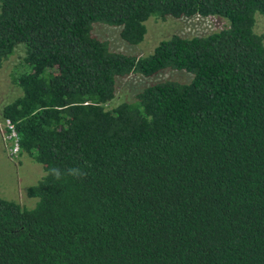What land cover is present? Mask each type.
<instances>
[{
    "label": "trees",
    "instance_id": "1",
    "mask_svg": "<svg viewBox=\"0 0 264 264\" xmlns=\"http://www.w3.org/2000/svg\"><path fill=\"white\" fill-rule=\"evenodd\" d=\"M212 16L228 27L144 57L92 33L120 27L139 45L150 19ZM258 16L264 0H0V67L26 54L11 74L21 95L0 116L45 172L27 190L34 207L0 197V264H264ZM167 69L193 80L107 107L118 78Z\"/></svg>",
    "mask_w": 264,
    "mask_h": 264
},
{
    "label": "rangeland",
    "instance_id": "2",
    "mask_svg": "<svg viewBox=\"0 0 264 264\" xmlns=\"http://www.w3.org/2000/svg\"><path fill=\"white\" fill-rule=\"evenodd\" d=\"M229 22L219 16L192 17L165 21L150 19L147 21V34L139 45H131L121 37V28L103 23L93 25V35L107 42L114 52L128 56L144 57L150 55L157 45L174 35L192 38L219 32L227 28ZM255 31L264 37V17L258 16ZM26 57L25 48L20 46L16 53L0 67V110L21 95V90L11 80V74ZM193 75L186 71L164 70L152 77L131 74L117 79L116 96L107 107L115 108L122 103H132L136 96L148 87L174 81L188 84ZM14 140H10L4 122L0 116V197L15 201L23 206L34 207L37 200L28 196L27 190L36 185L45 175L44 168L28 155L14 154Z\"/></svg>",
    "mask_w": 264,
    "mask_h": 264
},
{
    "label": "built area",
    "instance_id": "3",
    "mask_svg": "<svg viewBox=\"0 0 264 264\" xmlns=\"http://www.w3.org/2000/svg\"><path fill=\"white\" fill-rule=\"evenodd\" d=\"M4 125H5V128L8 132V134H9L10 140H14L12 152L14 154H18L19 153V144H18V137L16 134L15 127L10 121L5 122Z\"/></svg>",
    "mask_w": 264,
    "mask_h": 264
},
{
    "label": "clouds",
    "instance_id": "4",
    "mask_svg": "<svg viewBox=\"0 0 264 264\" xmlns=\"http://www.w3.org/2000/svg\"><path fill=\"white\" fill-rule=\"evenodd\" d=\"M51 174H53L55 176L56 179H61L62 177V173H61V170L58 169V168H53L50 170ZM67 175L69 176H75V177H80V176H83V175H86L85 172H83V170L79 169V168H69L67 169V172H66Z\"/></svg>",
    "mask_w": 264,
    "mask_h": 264
}]
</instances>
